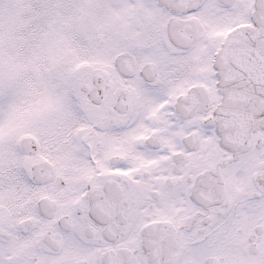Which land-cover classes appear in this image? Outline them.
<instances>
[{"label":"snow or ice","instance_id":"6c2138e0","mask_svg":"<svg viewBox=\"0 0 264 264\" xmlns=\"http://www.w3.org/2000/svg\"><path fill=\"white\" fill-rule=\"evenodd\" d=\"M0 264H264V0H0Z\"/></svg>","mask_w":264,"mask_h":264}]
</instances>
